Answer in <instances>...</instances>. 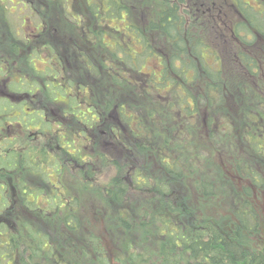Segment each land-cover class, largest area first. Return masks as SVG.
<instances>
[{"label":"trees","instance_id":"1","mask_svg":"<svg viewBox=\"0 0 264 264\" xmlns=\"http://www.w3.org/2000/svg\"><path fill=\"white\" fill-rule=\"evenodd\" d=\"M40 1L43 7L55 3L50 15L41 18L42 32L34 41L18 44V32L6 24L4 29L11 44L9 53L0 56V264H76L79 257L89 264H264L259 218L263 210L254 200V190L261 198L264 189L259 171L264 166V126L256 124L258 114L248 116L245 127L232 115L235 96L246 94L247 80L264 93V48L256 44L264 36V0H251L261 2L259 10L250 2L231 0L238 21L226 26L230 39L239 45L232 60L240 71L237 78L212 47L215 28L211 32L197 19L205 11L190 6L188 0H144L146 11L137 15L139 0ZM21 3L33 9L32 2ZM82 5L84 17L71 13L70 7L77 10ZM65 16H73L68 19L76 27L68 26ZM51 19L64 21L63 30L50 32L60 39L47 37L54 28ZM67 27L76 31L75 42ZM223 38L221 33L222 42ZM61 40L72 41L87 76L65 74L67 56L57 48ZM252 48L261 52L250 54ZM149 59L158 61L157 69L146 73L142 69ZM41 61L44 66L39 69L36 63ZM139 76L147 84L140 86ZM124 88H130L131 95ZM137 88L166 103L175 119L198 123L206 141H215L218 133L235 141L229 150L215 147L212 153V157L220 154L222 162L227 158L226 171L212 163L198 164L199 154L192 161L177 157L173 139L161 128L164 123L155 122L156 112L140 115L143 108L135 96L142 91ZM169 96L172 100L167 103ZM223 100L232 102L220 111L218 103ZM262 100L258 95L259 104ZM202 103L205 109L200 108ZM49 106L59 107L56 114ZM150 122L161 126L158 132L148 127ZM175 133L177 139L183 137L179 129ZM25 134L31 144L23 148L19 141ZM80 139L91 147L86 155ZM44 140L49 144H41ZM92 161L115 170L109 188L102 191L109 212L101 217L112 224L110 239L120 240L117 255L106 254L96 235L78 239L80 245L91 247L89 252L79 247L78 253L73 238L59 250L50 243V237L85 233L90 221H85L82 209L87 207L81 198L90 195L93 186L87 185L85 175L94 180L97 174ZM230 172L239 189L231 194V210L219 223L212 211L203 215L198 208L208 205V197L219 196V190L231 188ZM70 175L77 177L78 187L65 182ZM190 189L197 196L195 205L188 196ZM89 198L94 205L95 199ZM138 232L148 237L139 251ZM255 239L261 245L254 253L245 241Z\"/></svg>","mask_w":264,"mask_h":264},{"label":"rangeland","instance_id":"2","mask_svg":"<svg viewBox=\"0 0 264 264\" xmlns=\"http://www.w3.org/2000/svg\"><path fill=\"white\" fill-rule=\"evenodd\" d=\"M25 0H0V56H5L9 53L10 50V44L11 42L9 41L8 36L5 33L6 26L11 30V31H17L18 32V36H16V42L18 44H23L25 39H30V40H35V38L38 37V35H40L39 33L42 32V24L41 21L42 19L47 18L50 13L53 11L52 7H54V3L55 2H51L48 3V5L44 4V7L42 6V2L40 0H28V2H32V6L33 9L29 6L26 5L23 8V4L21 2H23ZM144 0H139L136 4H137V10H136V15L140 13V11H146V5L143 4ZM153 1V0H152ZM201 1V2H199ZM188 0L189 5L190 6H197L200 11L203 9L205 12L201 14H199V16L197 17V19H202L204 21V23L208 24V29L209 31H213L214 30V34L213 37H211L213 39V43L215 40V46L212 45V47L215 50H219L220 51V55L222 56L223 60L225 61V68L229 71H231L233 73V76L235 75L236 78L239 77L240 75V71L238 70V67L234 64L233 65V56L236 57L237 56V49H238V44L236 43V40H234L232 38V40L230 39L229 36V31L228 28L226 26V24H228L230 27L233 26L234 23H236L238 21V14L236 13V7L233 6V4L231 3V0ZM246 2H250V4H248L252 9H257L259 10L260 8L258 7L261 2H253L251 0H243ZM56 2L59 4V0H56ZM153 3V2H152ZM135 4V3H134ZM133 4V5H134ZM264 5V4H263ZM262 5V6H263ZM83 6V5H82ZM154 7V6H153ZM250 8V9H251ZM131 9H133V6H131ZM52 10V11H51ZM62 10L65 12V9L62 7ZM84 10V6L83 7H79L77 8V10H73L70 7V11L73 14H77L79 13V15L81 17L82 16L80 13H83ZM154 10V8H153ZM211 10V11H210ZM59 11V8H58ZM156 12V9L154 10L153 13L148 12L151 16L154 15ZM38 13H40L42 16H37ZM36 14V15H35ZM143 14V13H142ZM218 15V16H217ZM76 16V15H75ZM145 17H147V13L145 15ZM42 18V19H41ZM70 20H73V16L68 17ZM66 16L63 18V20L68 24V26H74L76 27ZM77 18V16H76ZM67 19V20H66ZM82 19V18H80ZM79 20V19H78ZM64 21H60L59 19H51L49 20V24L51 25V27L54 28H50L51 31H49L47 37L51 38V37H56L57 39H60V37H57V34L55 35H51L50 32L52 33H56L57 31H59L60 27H62V30L65 28V24ZM82 22H84L82 20ZM82 22L80 20V23L82 25ZM209 22V23H208ZM90 23V22H89ZM213 25V26H211ZM44 29L45 25H44ZM66 29H69V31H67V35L73 40V42H75V38H76V31L73 30L72 27H67ZM53 30V31H52ZM221 30L223 32H221ZM220 31V32H219ZM222 33L224 38L222 39L223 42L220 40V34ZM14 34V33H13ZM212 36V35H211ZM61 37H62V32H61ZM23 42V43H22ZM72 41L66 43L64 40L59 41V45H57V48L65 55L67 56L66 58V62L68 63V65L66 64V70H65V74H68L70 76L72 75H79V76H87L86 72L84 71L85 67L83 62H81L78 58L77 53H75V46L73 45V43H71ZM256 44L261 45L264 48V36L259 37L257 39ZM264 50V49H263ZM253 52H261L258 49H251L250 54H253ZM264 52V51H263ZM260 54V53H259ZM263 57H264V53H262ZM44 56H42V61L44 60L43 58ZM237 59V58H236ZM40 61V60H39ZM38 62L36 63V67L41 69L44 65L42 64L43 62ZM238 61V60H237ZM157 60L156 59H149L147 60V62L145 63V68L142 69L143 72L149 73V71L151 69L156 70L157 69ZM239 63V61H238ZM239 73V74H238ZM242 73V72H241ZM127 78V77H126ZM139 78H142V83L140 86H144L146 83V81L144 80L145 77L143 76H139ZM134 79H136V77H134ZM247 87H246V94L241 95L238 94L235 96V100L237 102V106L235 107L233 104H235L233 102V104L231 105L232 107H235V112H233V116H235V118L237 119V123H240L241 126L245 127V124L248 122L247 117L248 116H252V114L254 113V115H257V119L255 120L256 124L259 126H264V93H260L253 85L252 83L247 80ZM126 89V95H131V89L129 88H124V92ZM139 89V88H137ZM149 89V87H148ZM140 90V89H139ZM89 93L91 94V90H88ZM142 91V90H140ZM123 92V88H121V93ZM143 92V91H142ZM141 92V94L136 95L135 99L137 100V102L139 104L142 105V113L140 115H145L148 112V115L152 114L153 112H156L154 119L156 120L155 122H160V124L162 125V122L164 123V125L166 124L165 121L168 123L166 126L162 125V127L160 125L153 124V123H149L148 127L149 128H154L155 132L157 131V126L161 127L164 129V131L166 133H168V135L173 139V142L171 144V148L173 150V153L177 156L180 157L183 160H187V161H192L193 160V156L194 154H199L201 156V162H199L198 164L204 163L207 165H210L211 163L213 165H215L216 167L222 166V168L226 171L227 168H225L223 166L224 162H226L225 160H227V158H225L224 162H222V157L219 154H216V156L212 157V153L213 150L216 148L218 149H230L232 148L235 144H237L235 141H232V139L229 141L228 136L222 135L220 133H218L217 139L213 142H209L206 141L205 139L202 138L203 133L205 132V130L203 129L198 131L197 127L198 123L196 125H191V123H188L187 120L184 119H175L173 117V114L171 110H169L166 106V103H163L161 100L157 101V100H153L152 98L148 97L144 92V94ZM264 92V89H263ZM168 95V92H162V96H166ZM258 95L261 96V98L263 99L262 102L263 104H259L258 102ZM172 100V98L169 96L166 99V102H170ZM232 101L231 100H223L221 102L218 103V106L220 108V111L225 107L227 108V105L230 104ZM174 104V101L173 103ZM205 103L200 104V108L201 109H205L204 108ZM206 106V105H205ZM58 106H49L48 109H50L49 111L55 113L57 110ZM177 107V105H176ZM59 108V107H58ZM82 110H86L87 105L86 104H82L81 107ZM131 113H136L131 111ZM144 113V114H143ZM227 114V111L225 112ZM244 113H246V115H244ZM56 114V113H55ZM64 115V114H63ZM238 116V118H237ZM250 116V117H251ZM153 117V116H152ZM58 118L59 120L62 122V115L58 112ZM61 118V119H60ZM150 120V118H149ZM162 121V122H161ZM232 121V120H231ZM219 123H222V121H219ZM164 126V127H163ZM252 127L254 128V126L252 125ZM176 129H179L180 132H183V137L177 139V133ZM181 129V130H180ZM253 130V129H252ZM255 131V130H253ZM257 133H254L253 138L254 139H258L257 137ZM189 137L191 138V140H189ZM29 137L28 134H25L24 137L19 141V145L20 147L25 148L26 146L29 147V145L31 144V142L28 141ZM210 141H212L211 139H209ZM38 141V140H37ZM39 142V141H38ZM41 144L44 145H48L49 143L46 142V140H44L43 142H41ZM80 144L83 147V154H88L90 152V145L89 143L85 142L84 140L80 139ZM233 151V150H232ZM200 152H203L205 154H201ZM235 152V151H233ZM230 152V153H233ZM218 155V158H217ZM256 161V160H255ZM93 162V171L95 172V170L97 172L96 177H94V180L92 179V177H89L87 175H85V179L87 180V185L90 183L92 186V189H90L88 191V194L90 195H85L83 198H81V204L82 206L84 205V208L87 207V209H82V212L85 213L84 218L85 221L89 222L88 227H86L85 233L84 234H80L78 235V237H71L70 234H63L62 237H58V238H51V246L52 248H55L57 250H59L60 247L64 246L63 244L66 243L68 240H70V238H73V242L77 245V252L80 253L79 251V247H84L85 249L88 250H92L91 247L89 246L86 247V245H80V242L78 241L79 238H82L84 240L85 237H87L88 235H96L97 238H100L102 240V243L104 245V247L106 248L105 252L106 254H108L109 252L113 253L115 255H117L116 252V247H121L120 246V240L119 243L117 242V240H115V242L113 240L110 239L109 237V231L110 228L112 227V224L110 222H107L106 219L103 220V218L101 216H104L107 212H109V209L103 205L102 200L104 197V194L102 193V191L104 189H106L107 187L109 188V181L110 179H112L114 177L115 174V170L111 165H101V166H95V164H97L95 161ZM87 165V164H86ZM77 171L78 169L75 168ZM259 171L261 173V175L264 178V166L259 168ZM123 177L125 176L124 174H122ZM229 179H230V185L231 188H225L222 191L219 190L218 194L219 196L216 195V197H208L206 200V202L208 203V205H206L205 207H203L202 205L199 206V210L203 213V215H206L209 211H212L214 214L213 217L214 219H216L219 223H222L227 218V213H229V211L231 209H228L229 206H231V201L230 198L232 197L231 194L235 191V189H239L236 182H235V174L233 172H230L228 174ZM129 184V176H126L124 178ZM239 181V180H238ZM65 182H68L69 185L71 186V188H74L76 185L78 187L79 182L77 183V177L75 176H68L66 177ZM240 182V181H239ZM85 185V182L81 180L80 182V186L81 188H83ZM76 187V189H77ZM262 194L261 198H259L256 194V189L254 190V200L255 202L259 203V207L261 208V210H263V214H260L259 218H260V235L264 234V189L262 190ZM95 199V203L94 205H92L90 203V199L89 197H91ZM190 200L192 201V204L195 205L196 200H197V196L196 194H194V191L190 189V193L188 194ZM195 201H193L192 199ZM263 198V199H262ZM96 203H99L100 205H97ZM230 208V207H229ZM220 220V221H219ZM85 225V222L84 224ZM49 226V224H48ZM41 228L44 230V227L41 226ZM41 231V230H40ZM139 233L141 234V232H138V234L135 235L136 241H137V246L135 248H137L136 250L139 251V244L141 243V241L146 240L148 237L146 236H141L139 235ZM69 237V238H68ZM258 238V236L256 237ZM243 239H245L243 237ZM68 243V242H67ZM116 243V244H115ZM246 244H248L249 246L253 247L251 252H256L258 250L257 245H261L260 240H247L245 241ZM67 246L70 245L66 244ZM117 245V246H116ZM255 248V249H254ZM28 253L30 254V251L28 250ZM86 258L85 257H79V261L76 262V264H89L86 262H83ZM116 261L113 262V264Z\"/></svg>","mask_w":264,"mask_h":264},{"label":"flooded vegetation","instance_id":"3","mask_svg":"<svg viewBox=\"0 0 264 264\" xmlns=\"http://www.w3.org/2000/svg\"><path fill=\"white\" fill-rule=\"evenodd\" d=\"M3 144L0 142V146H2ZM8 181V180H7ZM9 181H11V180H9Z\"/></svg>","mask_w":264,"mask_h":264}]
</instances>
